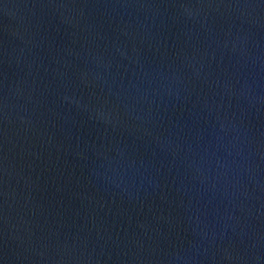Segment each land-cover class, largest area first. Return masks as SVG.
<instances>
[{
    "label": "water",
    "instance_id": "water-1",
    "mask_svg": "<svg viewBox=\"0 0 264 264\" xmlns=\"http://www.w3.org/2000/svg\"><path fill=\"white\" fill-rule=\"evenodd\" d=\"M0 264H264V0H0Z\"/></svg>",
    "mask_w": 264,
    "mask_h": 264
}]
</instances>
